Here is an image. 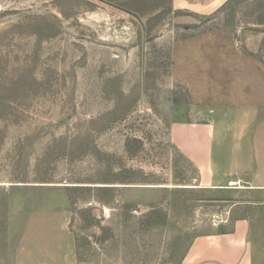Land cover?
Returning a JSON list of instances; mask_svg holds the SVG:
<instances>
[{
	"label": "rangeland",
	"instance_id": "rangeland-1",
	"mask_svg": "<svg viewBox=\"0 0 264 264\" xmlns=\"http://www.w3.org/2000/svg\"><path fill=\"white\" fill-rule=\"evenodd\" d=\"M182 126L264 180V0H0V264H182L230 215L264 264V195L198 188Z\"/></svg>",
	"mask_w": 264,
	"mask_h": 264
},
{
	"label": "crops",
	"instance_id": "crops-1",
	"mask_svg": "<svg viewBox=\"0 0 264 264\" xmlns=\"http://www.w3.org/2000/svg\"><path fill=\"white\" fill-rule=\"evenodd\" d=\"M230 0H173L177 9L190 10L196 13H208L222 6ZM174 138L178 146L187 157L192 159L200 168L202 189H219L226 192L249 191L254 195H264V180L253 179L246 181V187L239 186L241 178L238 173L227 174L225 184H218L216 174L212 172L210 163L204 160L210 159L211 138L193 135L189 127H177L174 130ZM201 144L202 146H200ZM257 176L260 174H256ZM232 176V177H231ZM237 176V177H236ZM233 203L232 211H237L242 206H261L264 201ZM228 226L224 232L198 237L182 264H256L255 232L251 217H228L224 221Z\"/></svg>",
	"mask_w": 264,
	"mask_h": 264
}]
</instances>
